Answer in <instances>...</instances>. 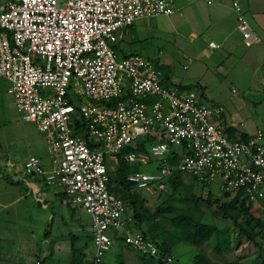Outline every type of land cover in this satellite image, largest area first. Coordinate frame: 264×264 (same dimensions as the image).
<instances>
[{
	"label": "built area",
	"instance_id": "built-area-1",
	"mask_svg": "<svg viewBox=\"0 0 264 264\" xmlns=\"http://www.w3.org/2000/svg\"><path fill=\"white\" fill-rule=\"evenodd\" d=\"M233 7L238 31L251 38L241 5ZM175 12V0H7L0 11V79L8 80L22 120L35 124L50 153V169L31 155L22 173L60 188L92 216L91 264H104L115 233L141 255L175 260L128 227L126 204L109 187L108 158L118 163L142 138L156 141L148 152L124 153L125 160L157 167L129 175L138 191L166 193L170 179L190 173L202 185L217 182L224 193L264 202V132L231 138L221 124L224 105L167 86L157 58L117 53L136 20ZM76 118L85 120L90 139L75 133Z\"/></svg>",
	"mask_w": 264,
	"mask_h": 264
},
{
	"label": "rangeland",
	"instance_id": "rangeland-1",
	"mask_svg": "<svg viewBox=\"0 0 264 264\" xmlns=\"http://www.w3.org/2000/svg\"><path fill=\"white\" fill-rule=\"evenodd\" d=\"M6 1L0 0V8H4ZM141 54L153 56L145 52ZM191 56L192 54L186 52L174 60L170 59V67L180 77L187 76V74L190 76L193 72L190 71L192 66L189 64ZM194 59L197 60V58ZM185 65L190 68L186 69ZM199 67L200 70L203 69L200 74L209 80L207 97L204 96V101L221 104L226 108L221 118L224 129L226 124L223 120L226 117L230 120L231 125L240 130L253 131L256 128L264 130L263 90H245V85L244 88L243 83L232 77H228L222 83L221 80L225 79V75L211 73L210 69L208 71L207 67L202 64ZM162 70L166 71L163 67ZM9 88L8 80L0 79V264H36L39 259L45 264H70V255L82 248L86 236L92 230V216L84 210H77L73 215L67 202H61L60 198L52 203L44 202L41 200L43 198L41 194H36L35 189L28 187L25 182H21V175L15 174L14 169L11 171L3 169L2 164L6 160H10L13 165H17L16 169L21 170L25 159L31 155L40 157L43 165H47V167L51 165L50 153L44 135L38 131L34 123L22 120L16 107L15 98L9 92ZM185 88L197 91L194 85H186ZM117 166V162L108 158V167L112 172L116 170ZM156 167L157 163L155 162L142 167V169L150 172ZM5 175L9 177V180L14 181L15 185L7 184L4 181ZM192 176L190 173L183 174V194L194 193L203 198L211 194L213 199H226L220 183L215 182L205 186L194 180ZM23 193H27L26 198H20ZM139 193L148 198L149 206L152 209H156L159 205H164V199L172 194V188L169 186L166 193L159 191L154 193L139 191ZM40 201L41 205L39 206ZM187 206V203L175 198L172 200L174 209L172 212H179ZM216 208V205L210 206L206 202H201L196 215L202 217L206 222L216 224L219 232L223 233V237L227 235L231 237V248L225 250L222 255H218L214 248L218 243L219 236H214L209 243L202 246L185 244L178 247L173 255L175 260L172 264H184V261L190 263L193 259V251L202 252L210 259L219 262L242 257L243 264H259L257 260L260 254L264 255V246L260 249L242 240L241 245L235 248L237 232L229 220L216 213ZM254 211L264 220L263 204H254ZM46 230H51L52 234L45 235ZM74 236H78V238L74 239ZM93 250L94 244H90L85 249L89 256ZM130 250L132 252L122 253L119 242H114L104 264H117L121 258L128 264H144L138 252L133 248ZM50 251L53 253L52 255H50ZM145 261L149 262L150 257L147 256Z\"/></svg>",
	"mask_w": 264,
	"mask_h": 264
},
{
	"label": "crops",
	"instance_id": "crops-1",
	"mask_svg": "<svg viewBox=\"0 0 264 264\" xmlns=\"http://www.w3.org/2000/svg\"><path fill=\"white\" fill-rule=\"evenodd\" d=\"M234 1L239 2L250 22L252 37L249 39H244L237 29V12L233 7ZM175 6L176 12L173 15L142 18L129 26L124 39L116 44L118 55L123 57L134 53H149L153 56L146 57L157 58V61L166 70L164 82L167 86L173 87L174 85L185 88L186 85L200 84L204 88L203 95L205 97H207L209 80L200 74L203 70H200V64L206 66L208 71L210 69L211 73L225 75V79L221 80L222 83L228 77H232L243 83L242 86L245 85V90L261 89L264 91V0H175ZM2 10L3 8H0V11ZM211 42H216L221 47L213 48L209 44ZM186 52L192 54L193 58L190 57L189 64L192 66L190 71L193 72L190 76L187 74V76L180 77L170 67V59L174 60ZM194 58L197 60L195 61ZM185 68L187 69L188 66L185 65ZM258 85L260 87H257ZM224 121L225 129L230 128L228 133L233 139L241 138L242 134L248 138L260 130L259 128L253 131L240 130L231 125L230 120L226 117H224ZM5 164L7 171L14 169L15 174H20L23 178H21V182H25L28 187L35 189L36 194H41L43 196L41 200L44 202L52 203L58 198L61 202H67L60 188L48 187L39 177L23 175L22 169H16L17 165H13L10 160H6ZM44 166L47 169L51 168V165ZM4 181L9 184L6 180ZM27 193L21 194L20 198H26ZM67 204L73 215L77 210H80L68 202ZM44 234L49 235L52 232L46 230ZM90 234L91 232L86 236L82 248L72 253L73 257H81L78 255L79 251L84 253L82 264H91L92 262L94 250L91 256L87 255L85 251L90 244L93 245V241H90ZM73 238L77 239L78 236ZM119 244L122 253L132 252L131 247L123 243ZM49 253L53 254L51 251ZM72 255L69 258L72 259ZM107 255L108 253L106 257ZM39 262L45 264L40 259L36 264Z\"/></svg>",
	"mask_w": 264,
	"mask_h": 264
},
{
	"label": "trees",
	"instance_id": "trees-1",
	"mask_svg": "<svg viewBox=\"0 0 264 264\" xmlns=\"http://www.w3.org/2000/svg\"><path fill=\"white\" fill-rule=\"evenodd\" d=\"M194 86L197 91L204 94L202 85L197 84ZM177 88L180 90H188V88L180 86H177ZM76 116L78 117V113ZM75 128L76 134H82L90 139V134L86 129V122L83 118L75 119ZM228 131L230 132V128L226 129V133L230 136ZM246 138L247 136L242 134L241 139ZM155 141L156 139L148 137L138 140L133 146L126 147L123 150L117 163L118 166L114 172L108 168L110 190L125 202V214L132 218L128 227L133 231L142 233L147 238L155 240L161 253L170 255H175V250L182 245L202 246L203 244L209 243L214 236H219L218 243L214 250L218 255H222L225 250L231 248V237L228 235L223 237V233L219 232V228L216 224L206 222L202 217L196 215L200 203L206 202L210 206L216 205V213L229 220L234 226L237 232L235 248L241 245L242 240H244L262 249L264 246V220L255 213L254 203L250 202L242 193L232 194L230 192H225L224 195L226 199L224 200L213 199L211 194L206 198L194 193L183 194V174L179 173L170 179L169 186L172 188V194L164 199V205H159L156 209H152L149 206L148 198L140 194L139 191L134 188V185L128 181L129 175L136 171H140L142 165L127 162L124 153L131 151L148 152L149 146ZM91 145L93 146V143H91ZM2 166L3 169L7 170L5 162ZM192 177L196 180L194 176ZM4 179L9 184H15L14 181L9 180L7 175H5ZM62 194L63 197L67 199V202L71 204L65 193L62 192ZM174 198L183 203H187L188 206L179 212H172L174 210L172 207V200ZM262 204L264 205V202ZM92 240V235L90 234V241ZM114 242L123 243V238L118 236V233H115ZM193 253V259L190 263L184 261V264H243L242 257L235 260L219 262L210 259L202 252L196 253L193 251ZM83 254L82 251H79L78 255H81V257H73L72 255L70 264H82L84 258ZM139 255L144 261V264H170L163 258L156 259L153 257H150V261L147 262L145 261L147 256ZM257 262H259V264H264L263 254L259 255ZM39 264H41V262H39ZM117 264L127 263L121 258L118 260Z\"/></svg>",
	"mask_w": 264,
	"mask_h": 264
}]
</instances>
